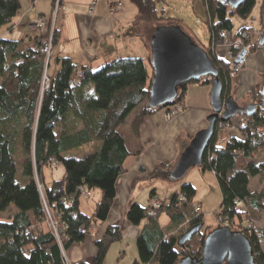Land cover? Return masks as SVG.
<instances>
[{
	"label": "trees",
	"instance_id": "trees-1",
	"mask_svg": "<svg viewBox=\"0 0 264 264\" xmlns=\"http://www.w3.org/2000/svg\"><path fill=\"white\" fill-rule=\"evenodd\" d=\"M53 1L55 3L56 0ZM130 1L139 12L132 26L134 35L142 40L146 38L143 41L149 50L147 62L143 58L122 57L95 68L78 64L75 68L70 58L57 57L58 69L50 73L52 52L48 58L40 51L45 41L37 39L38 48L23 49L20 42L0 38V212L7 211L11 205L17 208L7 221H0V264H65L64 254L47 226L38 231L33 228L45 218L37 182L44 185L48 203L67 226L63 240V248L67 252L73 244L86 240L95 223L108 219L116 198V182L123 174L124 162L130 155L120 127L135 112L129 128L137 138L145 117L168 108L148 106L153 79V70L151 75L148 70V65L152 64L150 41L159 26H180L182 22L161 15L158 0ZM203 1L210 33L209 46L192 39L208 52L226 93L231 95L230 86L237 72L230 63L217 56L216 49L225 45L226 35L234 29L231 17L237 15L248 20L258 2L247 0L233 10L219 0ZM20 10V0H0V30L11 23ZM161 20L172 24H160ZM259 21L263 28L264 14L263 20ZM146 29L150 31L145 32ZM54 32L52 51L57 43V31ZM263 47L254 40L253 51ZM45 74L50 80L48 88L43 85ZM212 81V78H203L189 82L178 90L171 106L184 104L189 84H212ZM257 96L254 99L257 109L253 116L241 115L237 122L238 129L248 137L236 139L224 128H218L217 123V134L204 154L201 167L203 172H213L218 180L222 195L218 217L229 218L233 222L232 229L236 230L246 228L244 222L247 220L264 221V189L253 192L249 186L253 177L264 181V162L247 160L259 149L264 154V135H257L258 128L264 132L261 89ZM253 137L257 138L255 144L250 142ZM225 139L227 144L220 146L219 142ZM20 155L24 157V184L17 180L16 158ZM59 164L64 168V176L45 184L43 168L55 169ZM175 165L158 164L151 179L173 181L171 172ZM79 187L91 193L94 189L101 192V199L92 215L80 211L79 204L84 194ZM195 195L193 185H184L169 205L158 210L155 218L148 217L150 207L137 203L131 205L127 213L131 224L139 226L148 221L137 239L140 261L134 264H178L186 252L192 256L201 255L206 235L214 228L202 229L186 242L184 248L178 240L185 232L179 236L172 234L174 229L182 230L188 219L191 220L188 230L198 224L204 228L203 215L197 216L198 208L192 207ZM181 196L187 198L184 205L179 201ZM238 201L246 205L250 217L238 213ZM179 205H183L182 208ZM162 212L171 219L166 230L158 222ZM244 232L254 251L253 264H264V232L256 228ZM121 238L119 226L108 227L95 243L97 254L91 262L77 264H104L111 245Z\"/></svg>",
	"mask_w": 264,
	"mask_h": 264
},
{
	"label": "crops",
	"instance_id": "crops-1",
	"mask_svg": "<svg viewBox=\"0 0 264 264\" xmlns=\"http://www.w3.org/2000/svg\"><path fill=\"white\" fill-rule=\"evenodd\" d=\"M93 1L95 0H61L57 13L52 18L53 0H20V13L0 30V38L20 42L23 49H36L39 47L37 39L46 41L56 30L57 43L52 51V56L55 54V60L57 57H66L79 66L92 68L99 67L104 62L115 58L138 57L146 60L149 56V50L143 41L146 38L142 40L133 32L132 25L139 15L137 7L130 0H96V8L92 13L90 5ZM118 3L122 4V8L113 9L112 6ZM42 17L47 18L46 24L36 27L35 22ZM184 24L182 22L180 26L196 41L192 30ZM240 26L233 29L232 34H238ZM149 31V29L145 30V32ZM216 54L228 62L229 48L226 45L218 47ZM263 71L264 51H255L246 67L236 74L240 76L245 86L243 91H247L249 86L257 83L259 74ZM211 89V83L189 84L184 104H182L184 110L180 115L172 121H167L166 110H160L144 118L139 137L136 138L131 132L129 133L126 143L130 155L124 162L123 174L116 182V198L108 219L95 223L92 226L94 235H87L84 242L73 244L68 249L66 257L70 264L91 262L97 254L96 241L103 237L110 226H119L122 237L139 238L148 221H143L139 226L131 224L127 219L131 205L137 203L143 207V204L150 207L153 198L160 199L158 192H165L167 189L168 197L171 194L180 193V185H173L169 181L153 180L151 176L160 163L176 164L192 138L208 126L207 119L212 113ZM251 103L250 101L244 103L243 107ZM54 171L56 178L53 180H59L65 174L64 168L60 166ZM166 183L169 188L162 186L167 185ZM153 191L155 193L152 196ZM79 207L82 213L88 215L82 210L81 202ZM95 207L96 205L93 212ZM159 217L160 227L166 230L171 225L170 217L165 215L164 224L160 223Z\"/></svg>",
	"mask_w": 264,
	"mask_h": 264
},
{
	"label": "water",
	"instance_id": "water-1",
	"mask_svg": "<svg viewBox=\"0 0 264 264\" xmlns=\"http://www.w3.org/2000/svg\"><path fill=\"white\" fill-rule=\"evenodd\" d=\"M219 1L235 10L247 0ZM258 42L260 46H264V26ZM150 52L153 70L148 99L150 108L170 107L181 87L191 81L213 79L210 97L212 113L207 119L208 126L192 138L173 168L171 178L179 180L191 168L202 167L204 154L217 134L218 122L228 124L241 115L253 116L257 104L243 107L226 93L219 71L208 52L180 26H159L151 36ZM261 93L264 111V84ZM202 229V224L191 227L180 236L178 244L184 248L186 242ZM254 260L253 248L243 230L234 231L230 227L218 225L206 235L200 256H192L186 252L178 264H253Z\"/></svg>",
	"mask_w": 264,
	"mask_h": 264
},
{
	"label": "rangeland",
	"instance_id": "rangeland-1",
	"mask_svg": "<svg viewBox=\"0 0 264 264\" xmlns=\"http://www.w3.org/2000/svg\"><path fill=\"white\" fill-rule=\"evenodd\" d=\"M257 2L258 3L252 12V17L249 18L248 20H243L237 15H234L233 17H231L234 29H237L236 27L238 25H241L240 26L241 28L249 24L262 29V27L260 26L261 21L259 20L260 19L263 20L264 3H262L261 0H257ZM158 12H160L161 15H163L166 18H173L174 20L177 19L181 22H184L185 23L184 25H186L189 29L192 30L194 38L198 42L209 46L210 33H209L208 24H207L206 9H205L203 0H158ZM174 20H173V23H175ZM170 23L171 22H167L166 20L164 21L161 20L160 22V24H166V25H169ZM34 25L37 27L36 22ZM256 40H258V38ZM260 50L264 51V47ZM260 50H255V51H260ZM255 51L251 49L250 58ZM54 55L55 54H53V57H52L50 73L57 70V64L54 59ZM148 68H149L150 75H151L152 67L148 66ZM243 69H241L240 71H242ZM263 83H264V71L260 72L258 82L254 83V85H251L247 88L249 91L248 90L243 91L245 89V86L243 85L242 79L240 78V76L236 75L230 86L231 96H233L238 101L239 105H242V106L244 105V103H249V101L253 103L254 99H256L255 97H258L257 95ZM43 85L46 88V84L44 83V81H43ZM134 114L135 112L132 113V115L129 116L126 122L120 127V131L124 134L125 138L127 139L130 135L129 134L130 133L129 123L131 119L133 118ZM236 120L237 118H234L232 120L235 126L230 127L228 130L230 135L232 136H236L235 135L237 134L236 130L239 127V125L235 123ZM223 134L224 132L222 131L221 138H223ZM227 141H228L227 139L220 141L219 145L225 146L227 144ZM247 160L254 161L256 163L264 162V154H263L262 149H259L255 153L254 156L249 157ZM16 161L18 163L17 180L20 181L22 184H24V179L22 178V164L24 162L23 155H20L19 157H17ZM59 166L60 168L63 169L61 164H59ZM55 169L47 167V166L43 168V175L45 178V182L43 180L44 183L50 184L53 181V179L56 178V174L54 171ZM171 182L173 183V185H180V190L184 185L188 184L189 182L193 183L192 185L197 190V193L192 201V207H196V208L200 207L199 214L203 215V221L205 224L203 228L204 230L208 227L215 229L217 228L218 225L224 226L226 221L229 223V227L232 229L233 222L229 220V218L224 217V216L218 217V211L222 203V195H221L218 180L211 171L203 172L201 168L194 167V168H191L188 171V173L181 179L173 180ZM162 186H166V188H169L168 184L162 185ZM249 186H250V190L253 192L262 191L264 189V181H261L260 178L258 177H253L250 179ZM167 191L158 192L160 195V199H161L159 200L163 203L164 206L169 205L174 196L171 194V196L168 197L169 193ZM92 194L93 196H91L90 198H85L83 196L81 197V200H80L82 210L85 211V213H87L88 215H92L93 208L101 197V192L98 189H94ZM185 202L186 201H183V205ZM143 205L144 207H147L146 204H143ZM183 205H179V208H182ZM16 211H17V208L14 205H11L10 208L7 209V211L0 212V221H3V222L7 221L8 217L11 214L15 213ZM237 211L240 214H245L243 215L244 217L245 216L250 217L248 216V213L246 211V205L243 204L241 201L237 202ZM165 215H166L165 212H162L160 214L159 220H160V223L162 224H164L165 222ZM244 223H246L247 225L246 228L240 229V230L245 231L251 228H256L257 230L264 232V221L263 220H253V222L252 220H247ZM41 226H42V223H41ZM44 226L45 227L47 226V228L49 229L48 225H43L42 227ZM232 230L240 231L236 229H232ZM183 232H184L183 230H179L177 228V229H174L172 234L174 236H179ZM137 239L138 237L132 238L130 236H125V237H122L120 241L113 243L108 251L104 264H134L135 261H140L138 247H137ZM262 243H263L262 248L264 250V242Z\"/></svg>",
	"mask_w": 264,
	"mask_h": 264
},
{
	"label": "built area",
	"instance_id": "built-area-1",
	"mask_svg": "<svg viewBox=\"0 0 264 264\" xmlns=\"http://www.w3.org/2000/svg\"><path fill=\"white\" fill-rule=\"evenodd\" d=\"M96 0L92 2V4L90 5V10L93 13L94 8H96ZM60 6V1L56 0L54 3V11H53V15H56L58 7ZM113 9H120L122 8V4L118 3L114 6H112ZM46 19L47 18H40L39 20H37L36 24L37 27H41L43 25L46 24ZM53 31H54V26H53ZM263 33V28H259L256 27L254 25H245L243 27L240 28L238 34H232V33H228L226 35V42L225 45L229 48V63L231 64L233 70H235L237 73L240 72L241 69H243L249 62V58L251 55V49L253 48V42L255 39H259L260 36ZM53 34L45 41L44 46H42L40 48V51L46 55V57H50L51 52H52V44H53ZM74 67L77 68L78 66L76 64H74ZM44 83L46 84V88L49 87V78L45 75L44 76ZM75 85H78V83H74ZM183 106L182 105H177V106H171L168 107L166 109L165 112V117L168 121H172L173 118L177 117L178 115H180V113H182L183 111ZM237 122H239V118H237L236 120V124ZM218 128H224L225 130H227V132L229 133V128L232 126H235L232 123H228V124H224L221 122H218L217 124ZM237 127V126H236ZM237 134H235L236 136H234L236 139H246L248 136L245 134H243L239 129L236 130ZM257 135L259 137L264 135L263 129L262 128H258L257 130ZM257 141V138L253 137L250 139V142L252 144H255ZM37 180V177H36ZM37 186L38 189L40 191V195H41V199H42V203H43V207H44V213H45V218L43 220V222H40V225L38 224V226H33L35 231H38L39 229L42 228L43 225H48L50 232L53 234V236L55 237V239L57 240L59 247L61 248L63 254H64V260H65V264H70V262L68 261L67 257H66V252L64 251L63 248V240L65 237V229H67V226L65 225L64 222L60 221L59 219V215L57 214V212L54 210V208H52L50 206V204L48 203L45 195H44V185L40 184L39 182H37ZM83 187H79V190H82ZM83 194L86 197H90L92 196V193L90 191H85L83 189ZM187 198L185 196H181L179 201L183 202L186 201ZM243 203V202H242ZM244 204V203H243ZM239 205V203H238ZM162 203L160 200H158L157 198H153L152 199V203L151 206L149 208L148 211V217L150 218H155L157 217V212L158 210L162 207ZM196 215H199V208L196 210ZM191 222L190 219H188L184 225H182L181 229L184 232L188 231V225ZM42 223V226H41ZM224 227H229V223L226 221ZM84 233H86V231H84ZM90 235H94L93 231H89ZM88 234V235H89Z\"/></svg>",
	"mask_w": 264,
	"mask_h": 264
},
{
	"label": "flooded vegetation",
	"instance_id": "flooded-vegetation-1",
	"mask_svg": "<svg viewBox=\"0 0 264 264\" xmlns=\"http://www.w3.org/2000/svg\"><path fill=\"white\" fill-rule=\"evenodd\" d=\"M229 95V94H228ZM251 104H256V102L255 101H253V103H251ZM251 104H249V105H251Z\"/></svg>",
	"mask_w": 264,
	"mask_h": 264
}]
</instances>
